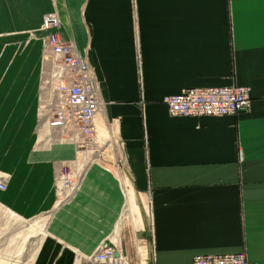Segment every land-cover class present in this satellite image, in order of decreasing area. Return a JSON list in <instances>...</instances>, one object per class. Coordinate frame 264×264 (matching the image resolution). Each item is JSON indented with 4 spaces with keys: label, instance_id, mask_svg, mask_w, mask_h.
<instances>
[{
    "label": "crops",
    "instance_id": "obj_1",
    "mask_svg": "<svg viewBox=\"0 0 264 264\" xmlns=\"http://www.w3.org/2000/svg\"><path fill=\"white\" fill-rule=\"evenodd\" d=\"M49 12L100 91L82 155L39 141ZM229 85L251 88L245 111L175 116L162 102ZM75 160L77 190L58 203L56 174ZM0 174L2 209L46 215L30 264H76L103 243L129 264L236 252L264 264V0H0Z\"/></svg>",
    "mask_w": 264,
    "mask_h": 264
},
{
    "label": "built area",
    "instance_id": "obj_2",
    "mask_svg": "<svg viewBox=\"0 0 264 264\" xmlns=\"http://www.w3.org/2000/svg\"><path fill=\"white\" fill-rule=\"evenodd\" d=\"M59 25L55 13L43 15L41 30L47 31L43 39V58L49 62V70L46 71V102L42 114L40 96L38 126L42 125L46 135L88 151L95 142L94 119L102 109L100 91L87 54H80L71 42L59 38L54 31ZM250 101L251 88L245 85L186 88L162 98L169 114L175 116L234 115L245 111ZM81 174L82 169L75 163L64 164L58 170L55 182L62 201L77 190ZM6 188L7 181L0 178V191ZM86 263L129 264V261L111 244L103 243L86 258ZM192 264L257 263L248 260L244 253L236 252L198 254L192 258Z\"/></svg>",
    "mask_w": 264,
    "mask_h": 264
},
{
    "label": "rangeland",
    "instance_id": "obj_3",
    "mask_svg": "<svg viewBox=\"0 0 264 264\" xmlns=\"http://www.w3.org/2000/svg\"><path fill=\"white\" fill-rule=\"evenodd\" d=\"M54 13V12H49ZM56 14V13H55ZM40 81L42 84L43 74L49 70V62L43 58V40L40 50ZM41 88V85H40ZM38 131V128H37ZM39 141L42 144H66L70 142H60L56 140L54 136H42V133H38ZM105 137V135H102ZM50 137V139H49ZM72 144V143H70ZM73 145V144H72ZM74 146V145H73ZM75 152H84V148H77L74 146ZM90 148V147H89ZM79 154V153H78ZM76 161V160H75ZM69 162V164L78 162ZM66 163L65 165H67ZM79 165V164H78ZM5 174H0V178H4L7 181ZM44 217L46 215H40L32 219L23 221L12 213H8L6 210L0 207V262L2 264H30L32 263V256L37 249L41 232L44 228ZM32 258V259H31ZM76 264H87L86 258L75 257Z\"/></svg>",
    "mask_w": 264,
    "mask_h": 264
},
{
    "label": "bare ground",
    "instance_id": "obj_4",
    "mask_svg": "<svg viewBox=\"0 0 264 264\" xmlns=\"http://www.w3.org/2000/svg\"><path fill=\"white\" fill-rule=\"evenodd\" d=\"M44 76H43V78H42V87H41V106H40V113L42 114V112L44 111V109H45V102H46V100H45V94H46V89H47V86H46V82H47V72H45L44 74H43ZM103 114V113H102ZM101 114V115H102ZM99 118V117H98ZM42 133V136L44 137L45 136V132H44V130H43V127H42V125H39L38 126V133ZM110 135V134H109ZM94 147V146H93ZM89 150H90V148H89ZM88 151H84V152H79V154L80 155H82V154H86ZM92 152H94V151H92ZM76 162V161H75ZM77 165V164H76ZM77 167L79 168V169H82L83 167H79L78 165H77ZM59 199H58V203H60L62 200L61 199H63V196H61L60 195V197H58ZM44 221H45V219H44Z\"/></svg>",
    "mask_w": 264,
    "mask_h": 264
}]
</instances>
